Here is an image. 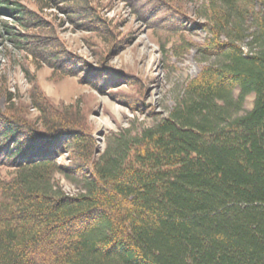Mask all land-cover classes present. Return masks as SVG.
Wrapping results in <instances>:
<instances>
[{
    "label": "trees",
    "instance_id": "trees-1",
    "mask_svg": "<svg viewBox=\"0 0 264 264\" xmlns=\"http://www.w3.org/2000/svg\"><path fill=\"white\" fill-rule=\"evenodd\" d=\"M120 1L166 61L192 49L214 61L167 116L131 121L103 147L91 107L57 103L25 66L30 102L8 89L0 109V264H264V0ZM113 4L0 0V16L13 19L3 21L13 46L54 81L83 74L82 83L137 112L142 99L115 90L142 81L110 65L132 40L125 21L102 13ZM67 23L103 44L97 65L69 49ZM195 31L207 35L197 41Z\"/></svg>",
    "mask_w": 264,
    "mask_h": 264
},
{
    "label": "rangeland",
    "instance_id": "rangeland-1",
    "mask_svg": "<svg viewBox=\"0 0 264 264\" xmlns=\"http://www.w3.org/2000/svg\"><path fill=\"white\" fill-rule=\"evenodd\" d=\"M23 1L30 6L34 2V0ZM99 1L107 3L112 0ZM196 1L198 5L201 4L200 0ZM113 2V8L104 9L102 13L116 21H125L121 31L132 40L129 45L112 57L110 65L142 81L141 86L125 85L115 90L121 92L123 96L140 97L143 103L140 111L134 112L120 99H113L110 95H101L87 84L82 83L80 79L83 74L54 81L51 78L52 70L49 67H38L31 58L26 60L24 55L13 46L3 30V21L12 22L13 19L5 16H0V109H4L7 104L8 89L15 93L18 87L21 100L30 102L33 83L29 81L24 71V67L29 66L32 73L36 72L42 88L57 103L66 105L77 103L82 108L87 105L91 107L89 118L97 128L96 137L99 139L100 147L104 146L105 135L118 131L120 127L127 126L131 121L139 127L141 124L153 125L157 119L167 116L176 98L183 93L188 81L198 76L202 68L214 60L204 59L196 49H192L183 59L171 58L170 62L166 61L152 32L133 15L124 2L120 0H113ZM188 9L196 12L194 4H190ZM49 13L58 14L57 22L60 21V17H64L54 8L49 10ZM60 32L69 49L97 65L98 56L94 55V51H101L104 47L97 37H95L98 41L96 46H92L87 38L94 36L89 32L74 29L69 23L62 26ZM206 35L203 31H195L192 37L197 41H202ZM248 41L250 38L244 42ZM142 89H144L143 94ZM253 101L254 95H250L247 98L245 110L252 107ZM29 111L31 117H37L36 108L31 107ZM60 162L69 164L70 160L64 155ZM57 179L60 180L67 194H78L79 188L66 180L63 175L58 174Z\"/></svg>",
    "mask_w": 264,
    "mask_h": 264
}]
</instances>
